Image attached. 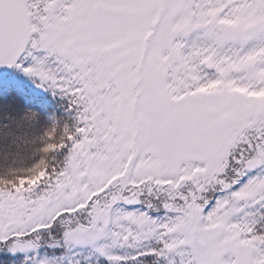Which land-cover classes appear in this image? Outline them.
I'll return each instance as SVG.
<instances>
[{"label": "snow or ice", "instance_id": "1", "mask_svg": "<svg viewBox=\"0 0 264 264\" xmlns=\"http://www.w3.org/2000/svg\"><path fill=\"white\" fill-rule=\"evenodd\" d=\"M0 264H264V0H0Z\"/></svg>", "mask_w": 264, "mask_h": 264}]
</instances>
